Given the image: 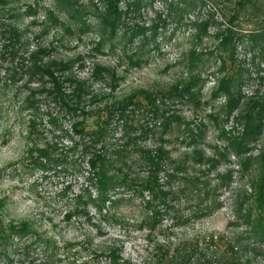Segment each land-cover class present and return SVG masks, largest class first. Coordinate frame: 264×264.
I'll use <instances>...</instances> for the list:
<instances>
[{
    "label": "rangeland",
    "instance_id": "rangeland-1",
    "mask_svg": "<svg viewBox=\"0 0 264 264\" xmlns=\"http://www.w3.org/2000/svg\"><path fill=\"white\" fill-rule=\"evenodd\" d=\"M89 1L101 8V0ZM121 1V8H127L130 0ZM169 1L177 0H153L139 18L127 19L146 28L155 10L162 16L170 12L166 26L154 36L147 35L150 41L140 45V33L133 42L115 41L109 48L92 28L79 30L67 19L61 3L64 0H0V264H105L93 258L92 252L111 241L132 264H158L156 245L170 233L212 232L228 238L239 233L244 242L251 238L249 225L241 215L254 202L251 175L244 173L240 159L231 154L226 161L220 158L209 174L212 185L219 181L215 175L218 170L226 180L210 193L213 206L209 211L195 214L197 206H204L200 199L181 198L173 202L174 210L163 214L161 224L153 231L142 220L143 199L132 189L119 205L106 206L104 214L98 213L92 201L84 202L87 188L92 195L96 190L88 185L86 157L80 147L73 153L71 150L78 137L72 132L73 115L62 98V93L69 92L67 67L92 78L93 86L103 92L114 84L118 96L137 88L167 86L184 77L188 51L208 49L214 30L210 27L201 43H194L195 29L190 21L205 15L208 6L188 12L169 11ZM216 16L225 19L220 12ZM85 22L93 25L96 20L87 16ZM243 49L238 48L240 54ZM202 61L198 68L206 81L201 108L195 109L188 102L169 107L191 126L204 121L206 127L198 143L210 153L215 145L225 146L221 127L238 132L241 126L232 118L217 126L207 116L225 97H211L218 62ZM102 67H109L110 73L99 77L96 73ZM260 67L264 74V59ZM244 93L264 99V80L246 83ZM119 134L117 129L114 136ZM169 139L167 147L173 156L190 151L180 138ZM261 142L251 153L257 152ZM150 143L147 146L151 147ZM198 167L203 168L195 165V169ZM31 241L37 244L27 249ZM262 255L257 257L260 263H264Z\"/></svg>",
    "mask_w": 264,
    "mask_h": 264
},
{
    "label": "trees",
    "instance_id": "trees-1",
    "mask_svg": "<svg viewBox=\"0 0 264 264\" xmlns=\"http://www.w3.org/2000/svg\"><path fill=\"white\" fill-rule=\"evenodd\" d=\"M101 1V8L89 0L61 3L68 20L76 23L79 30L92 28L109 48L114 47L115 41L133 42L140 33V45L150 41L147 35L154 36L160 27L166 26L170 14L162 16L161 11L155 10L149 26L144 28L127 19L139 18L140 12L145 6L151 7L153 0H130L125 9L121 8V0ZM166 5L169 11L173 8L179 12L209 8L205 15L190 22L195 29L194 43H201L211 27L212 44L201 53L188 51L184 77L167 86L137 88L118 96L114 84L103 92L93 86L92 78L80 76L72 66L67 67L69 92L62 93V98L73 115L72 132L78 137L75 140L78 143L71 150L73 153L80 147L86 157L88 185L96 190L92 195L87 188L84 202L92 201L98 213L104 214L106 206L119 205L132 189L143 199L145 217L142 220L153 231L161 224L162 215L174 210L173 202L181 198L200 199L204 206H197L195 214L209 211L213 206L209 202L210 193L226 181L225 174L218 170L215 175L219 181L212 185L209 174L216 169L220 158L226 161L230 154L234 155L240 159L244 173L251 175L254 202L241 213L249 225L251 238L244 242L239 233L232 238L212 232L193 231L180 236L170 233L157 243L156 260L158 264H264L257 260L263 254L264 261V99L244 93L246 83L264 80L260 67L264 59V0H177ZM217 12L225 17L224 21L217 18ZM87 16L94 17L96 23H86ZM242 23L249 27H243ZM241 46L243 54L238 50ZM203 59L218 62L211 97H225L222 103L211 105L207 116L217 126L229 118L241 126L238 132L221 127L225 146L215 145L210 153L198 143L206 127L204 121L191 126L190 121L170 108L180 102L201 108L206 79L201 77L198 66ZM104 72L110 73V68L102 67L96 74L100 77ZM111 74L115 77L114 72ZM117 129L120 134L114 136ZM170 136L180 138L190 146V151L173 156L167 147ZM260 140L257 152L251 153ZM195 165L203 168L195 169ZM36 244L37 241L27 243V249ZM92 254L105 264H132L130 259L122 257L120 247L112 241L96 247Z\"/></svg>",
    "mask_w": 264,
    "mask_h": 264
}]
</instances>
